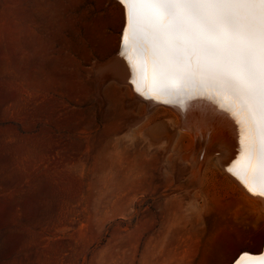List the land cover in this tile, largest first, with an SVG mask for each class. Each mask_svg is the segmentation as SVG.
Wrapping results in <instances>:
<instances>
[{
    "label": "rangeland",
    "instance_id": "374dc122",
    "mask_svg": "<svg viewBox=\"0 0 264 264\" xmlns=\"http://www.w3.org/2000/svg\"><path fill=\"white\" fill-rule=\"evenodd\" d=\"M101 4L78 0L39 31L50 54L29 57L0 0V264H232L258 251L264 216L220 167L197 175L175 153L144 152L123 139L128 89L92 94L85 68L120 25Z\"/></svg>",
    "mask_w": 264,
    "mask_h": 264
},
{
    "label": "bare ground",
    "instance_id": "6f19581e",
    "mask_svg": "<svg viewBox=\"0 0 264 264\" xmlns=\"http://www.w3.org/2000/svg\"><path fill=\"white\" fill-rule=\"evenodd\" d=\"M101 1V6L114 17L116 14L117 22L121 23L114 0ZM7 2L8 13L14 17L12 24L7 22L8 27L14 29L11 30L13 33L19 29L17 27L26 30L23 51L32 57L34 54L46 56L50 54L43 37H38L39 31L57 29L66 24L68 20L65 16L78 0H7ZM114 30L115 34L118 32L114 36L118 39L117 45L114 44L105 57L99 59L96 57L95 62L90 63V67L85 68V71L91 76L90 80L94 87L92 94L96 98H101L103 86L107 83L128 89L129 96L123 98L124 106L129 108L122 126L125 136L123 139L127 137V141H135L148 154L157 152L162 160L167 155L175 153L181 162L186 163L190 173L196 170L198 175L208 164L220 167L231 184L243 193L244 199L251 205V217L257 214L264 216V196L260 195L258 189L261 177L255 157L251 164L246 163L249 139L246 133L241 134L246 117L239 111L232 96L212 88L206 89L203 95L191 90L189 94L177 99L167 91L168 82L153 71L147 54L142 57L137 50L127 46L123 54L121 53L120 25ZM106 42L108 40L104 43ZM113 64L119 65L118 72L109 70V66ZM169 113L174 116L171 121L159 118V115ZM184 135L190 138L186 150L179 148ZM200 154L202 159H199ZM233 160L236 163L233 164ZM250 188L252 191H249ZM257 245L258 251H250L246 247L240 249L232 264H237V261L247 264V261L258 257H250L249 254H264L262 248L264 238Z\"/></svg>",
    "mask_w": 264,
    "mask_h": 264
},
{
    "label": "snow or ice",
    "instance_id": "6c2138e0",
    "mask_svg": "<svg viewBox=\"0 0 264 264\" xmlns=\"http://www.w3.org/2000/svg\"><path fill=\"white\" fill-rule=\"evenodd\" d=\"M114 3L121 22V53L127 46L142 57L147 54L153 71L168 82L169 93L180 99L191 90L203 95L214 88L232 96L246 117L241 127L249 139L246 163L255 157L258 189L264 196V0ZM97 23L102 27L105 20ZM109 70L118 72L119 65ZM247 264H264V254Z\"/></svg>",
    "mask_w": 264,
    "mask_h": 264
},
{
    "label": "water",
    "instance_id": "95a60500",
    "mask_svg": "<svg viewBox=\"0 0 264 264\" xmlns=\"http://www.w3.org/2000/svg\"><path fill=\"white\" fill-rule=\"evenodd\" d=\"M262 248H264V246H263ZM262 253H263V252H262ZM245 254H249V253H245ZM249 255H251V256H255V255H252V254H249ZM259 255H261V254H259ZM259 255H257V256H259Z\"/></svg>",
    "mask_w": 264,
    "mask_h": 264
}]
</instances>
